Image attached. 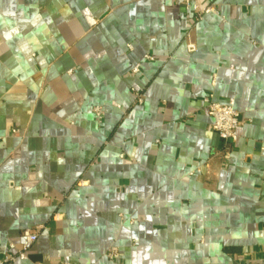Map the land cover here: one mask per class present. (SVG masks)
Segmentation results:
<instances>
[{
	"label": "crops",
	"instance_id": "crops-1",
	"mask_svg": "<svg viewBox=\"0 0 264 264\" xmlns=\"http://www.w3.org/2000/svg\"><path fill=\"white\" fill-rule=\"evenodd\" d=\"M197 1L0 0V260L264 264V0Z\"/></svg>",
	"mask_w": 264,
	"mask_h": 264
},
{
	"label": "built area",
	"instance_id": "built-area-1",
	"mask_svg": "<svg viewBox=\"0 0 264 264\" xmlns=\"http://www.w3.org/2000/svg\"><path fill=\"white\" fill-rule=\"evenodd\" d=\"M179 2L183 9L190 14L194 22H198L204 15L214 12V8L211 5L202 7L197 0H179ZM185 45L186 50L189 53L196 51L195 44L190 40L189 35L185 38ZM144 59L149 62L154 61V58L151 55H145ZM138 71V65L132 68L133 74L138 73ZM133 94L137 103L141 104V95L135 90H133ZM204 103L206 105V114L211 120L210 129L218 136L223 148L229 146L236 140V130L242 124L240 114L235 108L234 99L229 98L224 103H218L212 99V96H208L204 99ZM94 111L96 116L99 117V109L96 108ZM43 228V226H35L31 229L24 230L21 233V245L18 248L10 245L8 253L1 258L0 264H16L17 262L27 261V253L36 242L39 232ZM106 257L109 260L117 258V250L114 248L110 249L107 252ZM60 264L68 263L61 262Z\"/></svg>",
	"mask_w": 264,
	"mask_h": 264
}]
</instances>
